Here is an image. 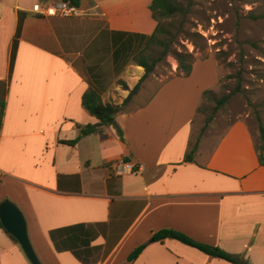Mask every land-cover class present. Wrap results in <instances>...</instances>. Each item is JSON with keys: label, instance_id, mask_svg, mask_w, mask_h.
I'll return each instance as SVG.
<instances>
[{"label": "crops", "instance_id": "1", "mask_svg": "<svg viewBox=\"0 0 264 264\" xmlns=\"http://www.w3.org/2000/svg\"><path fill=\"white\" fill-rule=\"evenodd\" d=\"M56 1L0 0V202L10 200L23 214L40 264H264L257 133L241 117L202 122L207 88L191 81L202 62L188 76L142 79L130 54L114 51L119 34L153 32L151 0H81L76 17L34 12ZM146 81L145 99L136 101L138 90L125 103ZM91 89L103 104L120 107L122 139L105 126L66 145L78 135L76 125L98 123L81 103ZM193 149V160L184 162ZM121 159L136 172L112 168ZM161 230L239 263L175 239L151 242ZM0 264H30L2 228Z\"/></svg>", "mask_w": 264, "mask_h": 264}, {"label": "rangeland", "instance_id": "2", "mask_svg": "<svg viewBox=\"0 0 264 264\" xmlns=\"http://www.w3.org/2000/svg\"><path fill=\"white\" fill-rule=\"evenodd\" d=\"M178 1L189 4V0ZM190 6L185 30L188 34H200L204 40H198L195 46L192 37L179 34L173 40V48L191 54L193 63L202 62V65H196L191 81L198 85L203 82L200 85H204L206 91L211 93L204 97L199 118L206 124L214 118L226 121L241 117L251 132L257 133L255 115H259L264 124V77L260 79L264 75V67L256 61L262 60L259 52L246 42L254 41L264 47V19L252 20L246 14L249 11L255 15L263 12V1L191 0ZM177 67V60L168 55L146 77L166 79L179 73ZM237 82L241 84L240 92L232 94L222 107L215 109L216 100L232 92ZM151 85L150 81H146L138 87L135 96L137 102L145 99V93Z\"/></svg>", "mask_w": 264, "mask_h": 264}, {"label": "trees", "instance_id": "3", "mask_svg": "<svg viewBox=\"0 0 264 264\" xmlns=\"http://www.w3.org/2000/svg\"><path fill=\"white\" fill-rule=\"evenodd\" d=\"M57 1L67 2L69 5L77 8L80 7L81 3V0ZM262 1L264 5V0ZM190 3L191 0H189L188 5H184L178 0H151L148 5V10L150 12L151 18L155 22V28L153 32L150 35H141L134 33L119 34L121 39L117 40V42L119 43L115 47V55L117 57H120L123 54H130L129 57L132 58L133 64L142 67L145 71L142 79L146 78L148 74L152 73L156 65L168 55L173 56L178 62L177 69L179 73H177V75L188 76L192 70V56L185 50L179 51L174 49L173 44L175 42L173 40L179 34L192 37L191 41L195 46H197L198 40H204V38L200 34H188V32L185 30L184 25L186 23V15L191 8ZM246 15L252 20L264 19V11L258 13V15H255L253 11H249ZM136 42H142V46L136 52H133V46L136 44ZM129 43L132 47L131 50H128ZM246 44L250 45L252 48L259 52V57L262 60L256 61L260 66L264 67V47H261L257 42L254 41L246 42ZM262 77H264V75L260 76V79ZM137 89L138 85L130 92L128 98L125 100V103L128 102L130 97L137 91ZM240 90L241 84L240 82H237L232 92H227L216 100L215 109H218L217 107H222L231 98L232 94H234L235 92H240ZM4 91V86L0 84V96L1 94L3 95ZM210 93L211 91H205L203 95L206 96ZM81 103L84 109L91 116H93L98 121V123L88 124L83 127L76 125V129L78 130V135L76 136V138L70 141H63L62 143L73 146L82 137L99 132L105 126H112L116 130L119 138L122 139V133L115 124V115L119 112L120 107L110 104H103L100 100V96L92 89L83 94ZM3 111L4 102L0 100V123ZM255 120L257 122V140L255 142V149L257 151L259 165L264 167V124L259 115H255ZM193 154L194 149L185 157L184 162L193 160ZM0 228L4 229L1 223ZM55 234L56 231H53L49 233V236L51 241L54 243L55 249L59 250L60 248H58L57 242L54 238ZM9 236L14 240L11 235ZM166 239H175L180 243L196 248L207 255L217 257L232 263H239L238 259L223 252L219 248L197 243L189 239L187 236L173 230H161L155 232L151 236L150 241L163 242ZM143 247L144 246H139L135 248L133 252L129 254L128 261H133L139 255ZM71 250L74 249L71 248ZM73 253L77 254L75 251H73Z\"/></svg>", "mask_w": 264, "mask_h": 264}, {"label": "water", "instance_id": "4", "mask_svg": "<svg viewBox=\"0 0 264 264\" xmlns=\"http://www.w3.org/2000/svg\"><path fill=\"white\" fill-rule=\"evenodd\" d=\"M0 223L17 242L30 264H40L27 234L26 222L18 207L11 201L0 203Z\"/></svg>", "mask_w": 264, "mask_h": 264}, {"label": "built area", "instance_id": "5", "mask_svg": "<svg viewBox=\"0 0 264 264\" xmlns=\"http://www.w3.org/2000/svg\"><path fill=\"white\" fill-rule=\"evenodd\" d=\"M34 12L45 16H61V17H76L81 14L79 8L69 5L67 2L56 1L46 8L38 5L34 6ZM112 168H115L119 173H135V167L130 162L118 160L114 162Z\"/></svg>", "mask_w": 264, "mask_h": 264}]
</instances>
